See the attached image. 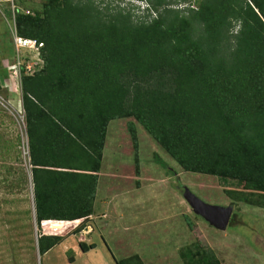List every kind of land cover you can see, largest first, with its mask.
Here are the masks:
<instances>
[{
  "label": "trees",
  "instance_id": "16d2710c",
  "mask_svg": "<svg viewBox=\"0 0 264 264\" xmlns=\"http://www.w3.org/2000/svg\"><path fill=\"white\" fill-rule=\"evenodd\" d=\"M137 1L141 13L99 0H44L29 7L34 14L17 12L19 34L44 43L39 67L28 74L23 64L20 82L39 229L43 220L51 229L83 219L74 233L85 225L109 125L122 118L134 119L137 174L138 122L185 171L244 183L227 193L264 207V0ZM83 170L94 173L89 187ZM38 235L42 255L69 234ZM181 257L220 264L199 246ZM117 264L144 262L133 255Z\"/></svg>",
  "mask_w": 264,
  "mask_h": 264
},
{
  "label": "rangeland",
  "instance_id": "374dc122",
  "mask_svg": "<svg viewBox=\"0 0 264 264\" xmlns=\"http://www.w3.org/2000/svg\"><path fill=\"white\" fill-rule=\"evenodd\" d=\"M25 1L28 7H21L40 8L44 2ZM99 1L110 3V7L138 9L140 13L146 6L145 2L137 0ZM0 9V65L11 74L12 70L7 69L5 63L11 61L6 59L11 58L14 43L4 17L10 13L6 4ZM130 120L134 119H114L108 128L102 167V203L99 202L95 217L87 221L92 226V241L99 244L98 250L104 249L102 244L118 243L123 247L120 254H116L120 259L138 255L144 264H181L182 251L196 250L199 246L212 249L220 264H264V207L235 200L227 193V190H247L244 183L234 180L223 183L215 175L185 171L138 122L140 169L137 174L127 128ZM156 156L167 163V168L157 163ZM185 189L209 204L231 205L233 212L227 226L218 227L196 213L186 198ZM59 224L51 221V229L37 226L21 85L15 77L9 78L8 84L3 80L0 93V264H69L71 243L78 246L77 240L82 236H70L50 255H41L38 249L39 232L54 234L65 228L59 234H66L80 223ZM134 230H137L135 235ZM67 244L70 249L63 254ZM81 261L74 264H82Z\"/></svg>",
  "mask_w": 264,
  "mask_h": 264
},
{
  "label": "crops",
  "instance_id": "0c3cea01",
  "mask_svg": "<svg viewBox=\"0 0 264 264\" xmlns=\"http://www.w3.org/2000/svg\"><path fill=\"white\" fill-rule=\"evenodd\" d=\"M13 54H14V49H13ZM13 54H10L11 55V58H8L6 60H11L6 64V68L8 69V65L13 62L12 61V58H13ZM9 55V56H10ZM4 64V65H5ZM7 71L5 70V68L3 66L0 65V76L3 78V75L5 76V73ZM10 74V73H9ZM10 76V75H9ZM9 78L13 79L11 76L10 77H4L3 80L5 83L8 84L9 82ZM14 83V82H13ZM105 149L106 147L104 148V153H103V159H102V164H101V169L100 171L97 173L98 174V185H97V190H96V195H95V198H94V201H93V212L91 215L88 216L87 220L84 221L85 222V225L82 227V229L77 232V233H74V229L72 228L71 230H69V232H67L66 234L69 233V235L66 236V239L64 241H62L61 243L57 244L56 246H54L53 248H51L50 250H48L46 253H44L45 255H50L54 249L58 248V246H60L63 242L66 243L69 239L70 236L74 235V236H77V237H81L80 238V241H84L86 244H91V243H95L96 244V247L94 248H90L89 250H83L79 244V240H77L78 242V246L77 244H75L74 242L71 243L73 244L71 248L72 250V255H71V258L72 259H68V262L69 264H74L77 260L78 261H81L82 264H117V260H119L120 258H118V256L116 255L117 253L120 254V248L122 247L121 244H116V245H112V244H107L105 243L106 241L102 240V242L104 241L105 243V246L102 244V246L104 247V249L101 251V250H98L99 249V244L96 243V242H93L92 241V234H90L92 232V226H89L88 225V222H89V219L90 218H94L95 217V212L96 210L99 208V202L101 201V196H102V189H103V171H102V167L104 166L105 164ZM31 172V171H30ZM88 174H94L90 171H86V170H83V182H86L87 183V186L89 187L90 183L93 182V178L90 177ZM31 180H32V173H31ZM73 184V183H72ZM34 197V196H33ZM102 203V202H100ZM135 203V202H134ZM139 204L143 203V201L140 203L138 202ZM138 205V204H137ZM145 206V205H143ZM141 207H142V204H141ZM50 220V219H49ZM52 220H58V219H52ZM134 222H136L137 220L136 219H133ZM72 222V223H81L83 221V219H76V220H63V221H52V222H58L61 224V226H63L66 222ZM75 221V222H74ZM88 221V222H87ZM139 221V220H138ZM140 223H143L142 220L139 221ZM139 223V225H140ZM59 224V225H60ZM79 224H77L76 226H78ZM65 228H60L58 231L59 232H55L54 235H66V234H59L62 230H64ZM61 230V231H60ZM137 230H134V232L132 234H136ZM130 233V232H128ZM78 234V235H77ZM143 236H144V233H143ZM91 238V240H90ZM78 239V238H77ZM83 239V240H81ZM88 241H91V242H87ZM76 242V243H77ZM114 242V241H113ZM123 248V247H122ZM69 245L67 244L64 251L62 252L63 254L68 252L69 251ZM122 250V249H121ZM61 251V250H60ZM101 252V253H100ZM81 253V254H80ZM64 258V257H63ZM121 259H124V258H121Z\"/></svg>",
  "mask_w": 264,
  "mask_h": 264
},
{
  "label": "built area",
  "instance_id": "2783aa9c",
  "mask_svg": "<svg viewBox=\"0 0 264 264\" xmlns=\"http://www.w3.org/2000/svg\"><path fill=\"white\" fill-rule=\"evenodd\" d=\"M2 4H6L10 16L4 15L10 26L12 39L15 50V60L8 65V69L12 70L10 76L16 78L18 82H21L22 77V65H25V72L30 74L29 71L36 68V66L42 62L41 47L44 43L35 37H26L19 34L16 24L17 12L22 8L26 14H34L30 8H23L18 3V0H0V8ZM6 8V7H5ZM1 11V9H0ZM11 17V19H9ZM52 220V219H50ZM44 220L41 223L43 225ZM67 222V221H65ZM69 223V222H67ZM71 223V222H70ZM76 227V226H75ZM73 227V229L75 228Z\"/></svg>",
  "mask_w": 264,
  "mask_h": 264
},
{
  "label": "water",
  "instance_id": "95a60500",
  "mask_svg": "<svg viewBox=\"0 0 264 264\" xmlns=\"http://www.w3.org/2000/svg\"><path fill=\"white\" fill-rule=\"evenodd\" d=\"M185 190L186 198L196 213L200 214L218 227L225 228L227 226L233 212V207L231 205L221 206L209 204L195 195L191 190Z\"/></svg>",
  "mask_w": 264,
  "mask_h": 264
}]
</instances>
